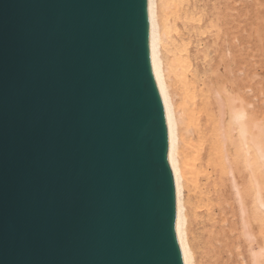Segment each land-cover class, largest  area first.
<instances>
[{"label":"water","instance_id":"95a60500","mask_svg":"<svg viewBox=\"0 0 264 264\" xmlns=\"http://www.w3.org/2000/svg\"><path fill=\"white\" fill-rule=\"evenodd\" d=\"M0 264H185L149 0H0Z\"/></svg>","mask_w":264,"mask_h":264},{"label":"bare ground","instance_id":"6f19581e","mask_svg":"<svg viewBox=\"0 0 264 264\" xmlns=\"http://www.w3.org/2000/svg\"><path fill=\"white\" fill-rule=\"evenodd\" d=\"M230 5V0H149L185 264H235L240 257L246 264H264L259 104L251 111L241 76L220 89L204 77L220 64L230 68L228 44L237 19ZM242 57L243 52L235 54L240 62ZM217 149L222 172L215 168ZM226 176L230 183L222 188Z\"/></svg>","mask_w":264,"mask_h":264},{"label":"rangeland","instance_id":"374dc122","mask_svg":"<svg viewBox=\"0 0 264 264\" xmlns=\"http://www.w3.org/2000/svg\"><path fill=\"white\" fill-rule=\"evenodd\" d=\"M230 2L233 18L237 17L228 44L231 48L228 52L230 68L226 70L220 64L212 71H208L204 77L210 76L216 88L220 89L222 84L230 87L233 79L241 76L242 90L247 93L249 108L255 112L257 107L255 103H258L264 121V0H230ZM238 22L241 24L240 29L236 25ZM241 52H243L242 62L235 59V54ZM215 145L218 147L217 143ZM215 151L217 154L215 168L218 172H222L221 150ZM262 180L264 183V174ZM229 183L226 176L224 183H221L222 188ZM240 259L241 262L235 264H246L241 257Z\"/></svg>","mask_w":264,"mask_h":264}]
</instances>
